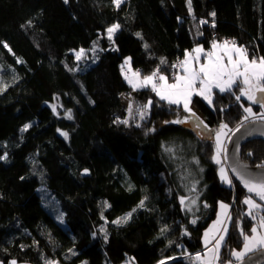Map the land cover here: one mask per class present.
Segmentation results:
<instances>
[{"label": "trees", "instance_id": "trees-1", "mask_svg": "<svg viewBox=\"0 0 264 264\" xmlns=\"http://www.w3.org/2000/svg\"><path fill=\"white\" fill-rule=\"evenodd\" d=\"M113 24L120 28L109 40ZM214 39L235 41L250 59L264 56V0H191V12L188 0H124L119 8L113 0H0V156L7 153L0 159V262L199 264L192 255L220 202L230 205L231 219L219 261L232 259L243 244L237 224L250 234L254 223L243 199L256 195L232 175L231 185L221 181L212 140L185 123L181 105L150 87L133 90L122 75L127 58L142 77L157 68L175 73L172 65L186 50H208ZM95 44L96 61L76 71L71 51ZM213 92L219 125L236 127L245 115L241 104L264 112L244 97L237 102L235 86ZM56 96L58 114L48 105ZM127 96L135 101L133 119ZM149 99L141 120L137 109ZM67 110L72 119L61 115ZM178 119L184 122L172 123ZM240 156L264 164V141L243 143ZM194 178L191 214L180 198L189 197ZM38 187L57 199L70 238L37 207ZM129 212L126 223H112Z\"/></svg>", "mask_w": 264, "mask_h": 264}, {"label": "snow or ice", "instance_id": "snow-or-ice-1", "mask_svg": "<svg viewBox=\"0 0 264 264\" xmlns=\"http://www.w3.org/2000/svg\"><path fill=\"white\" fill-rule=\"evenodd\" d=\"M64 2L68 3V0H64ZM122 2L123 0H113V3L117 8H119ZM188 4L189 11L191 12V0H188ZM211 15L214 17L215 12L211 13ZM200 23L205 24L207 21L202 20ZM214 26L215 25L213 24V27ZM119 28V24H113L107 29V36L109 40H112L114 34L119 30ZM137 35L139 36L140 34L137 33ZM4 47L7 48L8 45L4 44ZM145 47H147V45H145ZM9 51H11V49H9ZM92 51L95 52V46ZM221 53H223V55H221ZM201 54L204 55L203 63H201ZM84 55L85 50L83 48L79 51H75V58L77 61L81 60ZM130 60L131 58H127L125 60V65H129ZM164 63H166V61L161 60V64ZM172 67L180 68L183 72V74H176L173 78L174 82L172 83H169L167 76L160 74L159 68L153 71L150 75H145L142 78L139 71L132 72L131 75L125 73L124 79L133 90L150 87L151 91L154 92L161 100L167 101L170 105H182L184 111L190 112L192 116H195V113L192 112L189 105L191 104L194 96L202 97L208 102V104L211 105L213 103V89H217L219 93H225L231 92L234 86L238 88L239 91V95L235 96L237 102H240L241 97H244L252 104H259L260 108L264 109V56H253L249 59L248 50L242 46H237L235 41L225 40L223 42H218L214 39L211 44V50L207 52H205L203 46H197L192 49L191 52H185L184 59L179 61L178 64L172 65ZM151 106L152 100L149 99L145 105L137 109L141 120L146 117ZM52 107L53 111H55V106L53 105ZM241 107L243 108L245 115L240 126H243V122L249 120L250 118L264 120V112L257 115L253 112L251 107H245L243 104H241ZM128 110L131 115V104H129ZM221 111H223V109ZM67 118L72 119L70 110L67 113ZM119 122L124 124L128 123L127 120ZM182 122L184 121L179 119L172 121V123ZM30 126L31 125L26 124L22 131H26ZM137 127H139V125H137ZM205 127L207 126L205 125ZM227 128V124H221L220 129L215 134V154L212 156V160L216 164H221V153L226 152L222 137L226 136L225 129ZM151 130L154 129H150V131ZM239 130L240 127H237L236 131L238 132ZM261 134L264 135V133ZM61 135L65 138L68 136L66 132H61ZM249 155H251V153H249ZM0 159H7V153L0 156ZM225 159H227V156H225ZM258 167H264V164L258 165ZM232 170L237 174V178L242 181L248 193H254L260 201H264V180L254 182L252 179H246L236 168H233ZM84 172L87 173L88 169H84ZM219 175L222 182L229 185L232 184V180L229 178L223 166L219 169ZM184 202L185 198L181 197L180 203L184 204ZM191 203L195 204L196 201L192 200ZM243 203L248 206L247 215L258 222L256 225L251 227V234H245L244 229L237 224V227L240 228V235L243 237V246L239 251H231V257H233L234 260H228L227 264H245V258L249 253H264V215L257 218L254 214L256 210L264 209V205L257 203L251 196L246 197L243 200ZM105 206L108 207L110 205L105 202ZM143 206L144 202L141 201L139 207ZM220 208L221 215L217 217V220L214 221L212 226L204 233L205 247L208 246L211 240H215V244L212 248L208 249V253L211 255L209 259L203 261V264H213V261L218 262L220 260V249L228 232V228L224 226L225 219H231L228 215L229 205L221 202ZM188 210L191 211V208L189 207ZM132 211H135V209ZM131 216L132 212H129L125 216L112 221V223H126ZM192 223L195 224L196 220H193ZM165 230L166 229H162V231ZM100 231L105 232L104 239L107 240L105 229L101 227ZM69 251L72 250L70 249ZM196 259L200 260L201 256L198 254ZM11 264H17V262L12 260ZM46 264H56V262L46 261ZM125 264H134V258H129V261H126ZM159 264H166V262L161 260Z\"/></svg>", "mask_w": 264, "mask_h": 264}, {"label": "rangeland", "instance_id": "rangeland-1", "mask_svg": "<svg viewBox=\"0 0 264 264\" xmlns=\"http://www.w3.org/2000/svg\"><path fill=\"white\" fill-rule=\"evenodd\" d=\"M124 1V0H123ZM116 6V5H115ZM107 34V33H106ZM228 40V39H226ZM225 40H221L219 42H223ZM229 41V40H228ZM237 45V44H236ZM95 46V52L92 51L93 47ZM197 46H203L202 44H197L195 45L192 49L196 48ZM238 46V45H237ZM92 48L88 49V50H85V55L84 57L77 61L76 58H75V51H79L80 49L78 50H72L71 53L73 54L74 58H75V61L78 63L77 66H75V70L76 71H80V70H84L85 68H87L88 66H90L92 63H94L97 59V52H98V47H97V44L93 45ZM204 48V46H203ZM192 49L190 50H186L185 52H191ZM205 49V48H204ZM211 50V47L207 50L205 49V52L207 51H210ZM221 55H223V53H221ZM184 59V56L182 58V60ZM250 59V58H249ZM204 62V55L201 54V63ZM225 62H226V58H225ZM127 71L126 74L128 75H131L132 72H136V71H139L138 68H136L135 70L133 68H131L130 65H125L123 67V71H122V75L124 77V74H125V71ZM161 72V70H160ZM176 74H183L182 72V69L180 68H177V72L175 73H170L169 75L167 74H163L162 75H165L168 77L169 79V83H172L174 82V79L173 77L176 75ZM142 78V76H141ZM172 78V79H170ZM134 99H129V97H123V102L127 105L128 109H129V104L132 105V112H131V115L129 114L128 116V119H133L135 114H134V102L133 101ZM199 101L201 103H203V105H205L206 109H209L212 111V108H211V105L208 104V102L206 100H204L202 97H198V96H194L193 99H192V102L191 104L189 105V107L191 108L192 112L195 113V116H192L190 112H186L187 113V117L184 118V121L185 123H188L189 125H199L197 127H202V130L199 131V129H197V131L199 133H201L204 137L208 138V139H211L212 142H213V146H214V154H215V134L216 132L220 129V125L217 124V122L215 121V118L210 116L208 113H206L207 115L205 116H200L199 114H197V110L198 111H201L203 112V105L199 103ZM49 107L53 110V105L55 106V113L58 114L59 113V110L62 108V105H61V101L59 100V96H56L54 98V100L51 102V103H48ZM182 106V105H181ZM183 107V106H182ZM67 113H68V110L63 112L61 115L67 117ZM257 115H259L260 113H256ZM249 120H260V119H255V118H250ZM247 120V121H249ZM264 121V120H263ZM246 122V121H244ZM241 124L238 123L237 126ZM205 125L207 127H205ZM235 128V127H234ZM234 128H227L225 129V132H226V136L222 137L223 141H224V148H225V144H226V141L228 139V134L231 130H234ZM221 157H223L221 159V164H219V167H218V176L220 178V175H219V169L221 166H223L229 176V178L231 179V176H230V173L227 171L226 169V165H225V161H224V152L221 153ZM192 175H194L192 173ZM193 178V177H192ZM184 179H187V176H184ZM196 178L192 179V181H188L187 185H186V190L185 192L187 194H189V197H186L185 198V204H186V207L187 209L190 207L191 208V211H189L191 214H194L195 211L194 210H197V201H196V196L197 195L196 193H193L191 192V190L194 188V186H191L194 182ZM232 180V179H231ZM194 190V189H193ZM37 195H38V203H37V207L44 213V215L47 217V219L49 220V222L66 238H70L71 237V233L68 231V227L64 221V218H63V212L61 211L60 207H59V204H58V201L57 199L44 187H38L37 188ZM251 196V195H250ZM248 197V196H247ZM254 200H256L257 203H260L262 205H264V201H260L258 197L256 196H251ZM246 198V197H245ZM244 198V199H245ZM243 199V200H244ZM192 200H195L196 203L195 204H192L191 201ZM223 203V202H222ZM220 204L221 202L218 204V207H217V210H216V214H215V217L213 218V220H211V222L209 223L208 227L205 229L204 233L212 226L213 222L217 220V217L221 215V208H220ZM226 204V203H224ZM228 205V204H227ZM196 206V207H195ZM263 209L261 210H256L255 211V215L257 216V218H259V216L261 215H264V212L262 211ZM246 213H248V206L246 205ZM229 212H230V205H229V208H228V215H229ZM230 216V215H229ZM61 217H62V220H61ZM222 219H224L223 217H221ZM254 223L252 226L256 225L257 224V220H253ZM228 225H229V220L225 219V225L227 228H228ZM251 234V233H250ZM215 235V234H214ZM202 242L204 241V236H203V239L201 238ZM214 244H215V241H213ZM242 246L243 244L241 245L240 248H235L233 250H241L242 249ZM205 246L203 245L202 249L204 248ZM222 247V246H221ZM212 248V247H211ZM206 250V249H205ZM203 252H200L198 251L196 254L192 255V260L193 261H196L198 262L199 264H203V261L205 260L203 258V256L201 255ZM200 255L201 256V259L200 260H197L196 257L197 255ZM190 255V254H189ZM230 257H231V254H230ZM128 260V259H127ZM232 260H234V258L232 257ZM0 264H3L2 262H0ZM214 264V263H213ZM215 264H227V262H223L221 263L220 261H216Z\"/></svg>", "mask_w": 264, "mask_h": 264}, {"label": "water", "instance_id": "water-1", "mask_svg": "<svg viewBox=\"0 0 264 264\" xmlns=\"http://www.w3.org/2000/svg\"><path fill=\"white\" fill-rule=\"evenodd\" d=\"M245 100L249 105H259L252 104L246 98ZM237 127H240L238 132L236 131ZM261 133H264V121L249 120L243 122V126H240V124L236 126L228 135V139L225 144L226 152H224L226 169L242 185V181L237 178V174L232 170L233 168H236L246 179H252L254 182L264 180V167L251 166L247 161L242 160L240 156L241 146L243 143L252 139H261L264 141V135ZM225 156H227V159H225ZM222 158L223 157H221V159ZM82 173L86 174L85 172ZM245 264H264V253H249L245 258Z\"/></svg>", "mask_w": 264, "mask_h": 264}, {"label": "crops", "instance_id": "crops-1", "mask_svg": "<svg viewBox=\"0 0 264 264\" xmlns=\"http://www.w3.org/2000/svg\"><path fill=\"white\" fill-rule=\"evenodd\" d=\"M173 78H174V77H173ZM170 79H172V78H170ZM128 97H129V99H130V98L133 99L132 96H128ZM133 101H134V100H133ZM199 103L203 105V103H201L200 101H199ZM211 108H212V106H211ZM206 113H208L210 116L214 117V116H213V110L211 111V110H209V109H206L205 105H203V112L197 110V114H199V115L202 116V117L205 116V115H207ZM207 227H208V226H207ZM204 231H205V230H204ZM204 231H203V234H202V239H203V236H204ZM213 235H214V234H213ZM215 235H216V234H215ZM213 241H215V240H211V242H210L208 245H210ZM202 244L205 246V242H204V241L202 242ZM207 247H208V246H207ZM204 248H206V247H204ZM208 249H209V248H207V249L201 254L205 260L209 259V258H210V255H211L210 253H208ZM126 261H129V260H125V261H123V262L120 263V264H125ZM215 262H216V261H213L214 264H215ZM7 264H11V262H9V263H7ZM17 264H29V263H19V262H17Z\"/></svg>", "mask_w": 264, "mask_h": 264}, {"label": "built area", "instance_id": "built-area-1", "mask_svg": "<svg viewBox=\"0 0 264 264\" xmlns=\"http://www.w3.org/2000/svg\"><path fill=\"white\" fill-rule=\"evenodd\" d=\"M182 59L180 58L179 60H176L175 62H174V64L173 65H176V64H178L179 63V61H181ZM138 70H140V68H138ZM231 132V131H230ZM229 132V133H230ZM214 246V242H212L210 245H208V247H206V248H203V249H201L200 250V252H204L205 251V249H207V248H211V247H213ZM186 255H189V254H187L186 253Z\"/></svg>", "mask_w": 264, "mask_h": 264}, {"label": "clouds", "instance_id": "clouds-1", "mask_svg": "<svg viewBox=\"0 0 264 264\" xmlns=\"http://www.w3.org/2000/svg\"><path fill=\"white\" fill-rule=\"evenodd\" d=\"M229 135V134H228ZM228 171V170H227ZM231 175V174H230Z\"/></svg>", "mask_w": 264, "mask_h": 264}]
</instances>
